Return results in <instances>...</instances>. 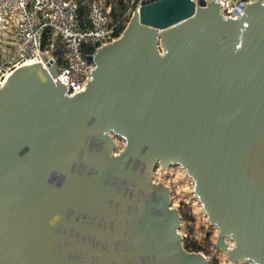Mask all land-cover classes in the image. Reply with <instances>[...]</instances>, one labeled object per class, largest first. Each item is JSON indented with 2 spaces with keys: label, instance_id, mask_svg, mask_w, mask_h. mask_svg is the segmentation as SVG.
I'll use <instances>...</instances> for the list:
<instances>
[{
  "label": "water",
  "instance_id": "water-1",
  "mask_svg": "<svg viewBox=\"0 0 264 264\" xmlns=\"http://www.w3.org/2000/svg\"><path fill=\"white\" fill-rule=\"evenodd\" d=\"M207 6L144 0L141 26L137 10L86 55L82 92L48 75L0 135V264H205L182 248L157 161L192 178L230 264H264V0L239 19Z\"/></svg>",
  "mask_w": 264,
  "mask_h": 264
},
{
  "label": "built area",
  "instance_id": "built-area-1",
  "mask_svg": "<svg viewBox=\"0 0 264 264\" xmlns=\"http://www.w3.org/2000/svg\"><path fill=\"white\" fill-rule=\"evenodd\" d=\"M143 1L131 0V5L141 7ZM191 1L197 4L200 0ZM201 1L217 6L224 19H239L247 4L260 0ZM79 7V0H0V37L6 29V48L0 49V83L25 60L40 58L50 79L66 88V95L82 92L93 68L84 46L95 51L113 42L123 24L112 18L106 0H90L87 24L80 26ZM8 14H15L14 21L5 25Z\"/></svg>",
  "mask_w": 264,
  "mask_h": 264
},
{
  "label": "rangeland",
  "instance_id": "rangeland-1",
  "mask_svg": "<svg viewBox=\"0 0 264 264\" xmlns=\"http://www.w3.org/2000/svg\"><path fill=\"white\" fill-rule=\"evenodd\" d=\"M79 2L87 9L90 0H79ZM106 3L111 5V10L115 12L113 19L123 24L124 31L136 11V4L131 5V0H106ZM14 16L15 14H8L5 17V25L12 23ZM5 31L6 29L1 31L0 49L6 48L4 43L6 38ZM2 87L4 90L8 88L6 84L5 86L3 84ZM2 106L3 104L1 103L0 110ZM112 138L116 144L114 154H118L123 148V141L113 135ZM152 173L154 183H161L169 190V207L176 210L180 216L177 232L181 236V245L184 251L200 255L205 260V264H230L231 262L227 256H223L224 252L215 245L218 231L208 221L202 206L193 193V184L184 173V170L177 165L163 167L157 164ZM225 241L229 246L230 241L228 239H225ZM234 264L252 263L241 260L234 262Z\"/></svg>",
  "mask_w": 264,
  "mask_h": 264
},
{
  "label": "bare ground",
  "instance_id": "bare-ground-1",
  "mask_svg": "<svg viewBox=\"0 0 264 264\" xmlns=\"http://www.w3.org/2000/svg\"><path fill=\"white\" fill-rule=\"evenodd\" d=\"M210 5L211 4H208L207 8H214ZM135 10L136 11L134 12V14L132 16L130 23H131L134 15L136 14V12L138 10L137 25L141 26V23H140V6L136 7ZM130 23H129V25H130ZM127 28H126V30H127ZM103 46H105V44ZM21 69L24 70V72L22 75L19 76L20 78H18L16 75L17 71H15V70L19 71ZM44 69H45V63L40 58L27 59L24 62H22L14 71L8 72L9 75H7L6 79L3 82H1L4 84V86H5V84H6V86H8V88H6V90H4V88L2 87L3 84L1 85V83H0V96H1L0 102L3 104V106L0 110V113H2V114H0V135L5 133L7 130L11 129L12 127L16 126L18 123H20L30 113L33 102L35 100L41 98L42 95L45 93L46 88L50 86V84H49L50 80H49L48 74L45 73ZM7 80H9V82H7ZM4 91H5V93H4ZM157 164L161 165L160 161H157L155 166ZM155 166H154V168H155ZM169 166H171V165H169ZM169 166H166V167H169ZM177 166H179V165H177ZM179 167L182 170H184L181 166H179ZM184 173L190 178V180L193 184V193L196 196V198L198 199V201H199L200 205L202 206V209H203V211H204V213L208 219V216H207V214L203 208L202 203L200 202L198 196L194 192V182H193L192 178L186 173L185 170H184ZM152 182L154 183L153 178H152ZM168 197H169V193H168ZM208 221H209V219H208ZM210 224L213 225V223H211V222H210ZM217 231H218V235H219V230L217 229ZM218 235H217V238H218ZM217 238H216V240H217ZM225 239H228V238L224 237V241H225ZM228 241H230L229 246L226 244V241H225V244H226V246L231 247L233 245V243L230 239H228ZM221 251L224 252L223 250H221ZM227 258H228V256H227ZM228 260L230 262H232L229 258H228Z\"/></svg>",
  "mask_w": 264,
  "mask_h": 264
},
{
  "label": "trees",
  "instance_id": "trees-1",
  "mask_svg": "<svg viewBox=\"0 0 264 264\" xmlns=\"http://www.w3.org/2000/svg\"><path fill=\"white\" fill-rule=\"evenodd\" d=\"M86 16H87V10L84 6H82V4H80L79 10H78V20H79L80 26H83V24H87ZM111 16L112 18L115 17L114 10H111ZM123 29H124L123 25L119 26L115 35L118 36L123 31ZM93 51H94V48H91L89 46H84V54L91 53Z\"/></svg>",
  "mask_w": 264,
  "mask_h": 264
}]
</instances>
